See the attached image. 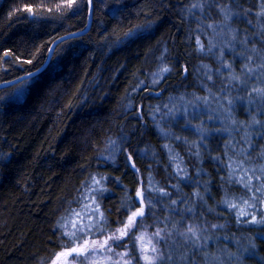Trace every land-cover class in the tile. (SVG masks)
I'll list each match as a JSON object with an SVG mask.
<instances>
[{
	"label": "trees",
	"instance_id": "trees-1",
	"mask_svg": "<svg viewBox=\"0 0 264 264\" xmlns=\"http://www.w3.org/2000/svg\"><path fill=\"white\" fill-rule=\"evenodd\" d=\"M63 2L0 0V57L5 50L10 49L13 53L0 59V83L22 77L26 70L35 71L41 62L47 60L48 49L57 39L87 26L86 11L73 15L75 6L71 10L61 7L57 11V5ZM93 3L95 5L96 0ZM127 3L129 7L119 21L114 20L106 9L97 11L82 37L66 38L55 44L51 54L53 60L60 59L61 52L69 45H78L81 55L58 77H45V86L26 94L18 106L0 107V153L11 156V163L0 167V264H50L53 253L61 251V239L64 244H69L66 237L61 238L63 229L58 228L57 222L62 216H68L71 209L81 211L78 200L85 199L86 204L90 203L85 197L86 191L96 197L110 222L121 218L116 208L122 198L135 199L137 177L131 171L125 176L122 155L117 157L115 165L104 163L100 156L108 155L107 141L109 138L118 140L121 129L129 133L132 148L148 151L147 159L136 160L140 178L145 183L149 165L153 169L154 181L161 186L169 182L164 169L167 168L169 173L172 169L168 167L167 156L161 147L164 143L180 153L189 173L195 175L192 171L195 157L189 158L185 145L160 137L156 123L165 129L171 126L172 131L189 141L198 140L196 135L181 131V127L171 124L166 117L161 119L166 111L162 106L168 103L169 96L179 97L191 92L204 95L198 86L201 73L197 69L203 63L215 70L217 64L213 57L195 52L198 32H193L192 38L187 39L188 30L197 27L180 12L188 0H127ZM26 8H31L32 13ZM149 19L155 21L149 39L119 46L113 44L129 28ZM200 39L206 43L204 36L201 35ZM108 45H113L110 50ZM164 49L168 51L165 53ZM161 55L164 56L163 65L159 59ZM29 59L32 64L23 63ZM226 59L232 58L226 53ZM177 61L188 67L186 80L178 75L181 69ZM164 65L173 71L159 85H151V73ZM236 66L238 70L239 61ZM140 81H144V87H139ZM13 91L9 85L2 87L0 96ZM156 92L160 95H150ZM156 105H161V111L154 121L149 113ZM137 112L143 113V119L136 117ZM235 118L248 120L243 108L235 111ZM223 142L226 141H207L212 156H223ZM153 151L155 158L151 156ZM201 153L202 167L208 173L202 180L210 181L212 185V195L207 197V202L219 213L217 218L205 211V217L213 223L226 224L224 231L217 232L222 238L220 246L227 244L230 251H236L232 241L246 243V237L255 235V232L237 228L233 216L217 207L224 195L218 190L220 177L227 180V175L224 170L217 173V166L205 149L201 148ZM156 159L159 165L155 163ZM93 175L97 179L101 176L110 178L106 183L101 182L108 190L103 198L89 186ZM114 177H119L124 187L112 183ZM170 182L176 183L174 179ZM225 187L230 195L247 197L239 185L226 184ZM181 188L188 196L194 190L183 184ZM199 191L203 193V188ZM157 212L161 217L167 215L161 211L160 205H157ZM145 223L152 225L153 222L147 219ZM117 226L111 224L112 228ZM153 230L147 228L149 234ZM224 236H228L229 241H224ZM257 244L264 249V243L257 240ZM69 261L70 264H81L71 257ZM246 264H255V261Z\"/></svg>",
	"mask_w": 264,
	"mask_h": 264
},
{
	"label": "snow or ice",
	"instance_id": "snow-or-ice-1",
	"mask_svg": "<svg viewBox=\"0 0 264 264\" xmlns=\"http://www.w3.org/2000/svg\"><path fill=\"white\" fill-rule=\"evenodd\" d=\"M73 6V15L86 11L90 22L95 12L105 9L114 20L119 21L129 7L127 0H96L95 5L93 0H80L79 3L77 0H64L57 5V11L61 7L71 10ZM25 10L32 13L31 8ZM180 12L183 18L197 25L196 29L188 30L187 37L191 39L193 32L199 33L195 38V52L200 56L213 57L217 67L213 70L209 64L202 63L197 69L201 73L198 86L204 95L191 92L182 93L179 97L169 96L168 103L162 106L166 111L161 119L166 117L171 124L181 127V131L196 135L198 140L189 141L172 131L171 126L165 129L159 123H156V130L163 139L186 146L189 158L195 157L192 167L195 175L189 173L180 153L172 145L164 143L161 147L167 156L168 167L172 169L171 173L164 169L169 182L161 186L154 181L151 175L153 169L149 165L145 183L140 178L136 160L147 159L148 151L132 148L129 133L121 129L122 135L118 140L109 138L107 141L108 155L100 156L104 163L115 165L117 157L122 155L125 176L131 171L137 177L135 199L122 198L116 208L121 218L110 222L105 212L101 211L96 197L86 191L85 197L90 199V203L86 204L85 199L78 200L81 211L71 209L68 216H62L57 222L58 228L63 229L61 238L66 237L69 244H64L61 239V251L53 253L50 264H70L69 257L81 264H246L247 261L264 264V255L261 254L264 249L257 244V240L264 243V0H188L181 6ZM154 24L151 19L136 24L117 37L113 44L119 46L147 40ZM84 34L85 29L79 33L70 32L68 39ZM201 35L206 43L200 39ZM64 40L61 37V41ZM112 46L108 45L109 50ZM48 51L51 52V49ZM167 51L164 49L165 53ZM226 53L231 60L226 59ZM12 55L10 49L5 50L0 59ZM80 55L78 45H69L61 52L60 59L53 60L50 56L35 71L26 70L25 76L7 82L14 91L0 96V107L18 106L26 94L30 95L45 86V77H58ZM159 59L163 65L164 56ZM23 63L32 64V60ZM177 66L181 69L178 75L186 80L188 67L179 65V61ZM172 71L173 68L167 65L160 67L157 72L151 73V85H159ZM144 86V81H140L139 87ZM150 95L159 96L160 93ZM238 108L245 110L247 121L235 118ZM160 111L161 105L150 111L154 121ZM136 117L143 119V113L137 112ZM217 124L219 127H216ZM132 131L135 132L134 129ZM209 140L226 141L222 143L223 156L211 155L212 149L207 144ZM201 148L208 152L209 159L217 166V173L224 170L227 175V180L220 177L218 190L224 195L217 202V207L233 216L237 228L255 232V235L246 237V243L232 241L236 251H230L227 244L220 246L222 238L217 232L224 231L226 224L213 223L205 217V211L217 218L219 213L207 202V197L212 195V185L210 181L202 180L208 173L202 167ZM151 156L155 158L156 153L153 151ZM10 163L11 156L0 153V167H7ZM155 163L159 165V160L156 159ZM109 179L107 176L97 179L93 175L89 186L103 198L108 190L101 182L106 183ZM173 179L176 183L170 182ZM111 182L124 187L119 177L111 178ZM182 184L194 189L191 196L183 193ZM226 184L239 185L247 197L230 195ZM201 188L203 193L199 191ZM157 205L167 215L159 216ZM147 219L152 220V225L145 223ZM112 223L118 226L112 228ZM148 227L154 229L151 234L147 232ZM94 236L99 238L92 239ZM229 239L228 236L223 237L224 241Z\"/></svg>",
	"mask_w": 264,
	"mask_h": 264
},
{
	"label": "water",
	"instance_id": "water-1",
	"mask_svg": "<svg viewBox=\"0 0 264 264\" xmlns=\"http://www.w3.org/2000/svg\"><path fill=\"white\" fill-rule=\"evenodd\" d=\"M89 23H90V21L88 20V24H87V26L84 28L85 29V32L88 30V27H89ZM80 31H77V32H75V33H79ZM68 36H69V34H67V35H64L63 37L66 39V38H68ZM61 41V38H59V39H57L55 42H54V44L52 45V47L50 48L51 49V52H49V56H48V58L51 56V54H52V51H53V47H54V45L55 44H57L58 42H60ZM48 58H47V60H48ZM25 76V75H24ZM17 79H15V80H12V81H16ZM7 82H10V81H6V82H2V83H0V88H2V87H5V86H8V83Z\"/></svg>",
	"mask_w": 264,
	"mask_h": 264
},
{
	"label": "rangeland",
	"instance_id": "rangeland-1",
	"mask_svg": "<svg viewBox=\"0 0 264 264\" xmlns=\"http://www.w3.org/2000/svg\"><path fill=\"white\" fill-rule=\"evenodd\" d=\"M71 226V225H70Z\"/></svg>",
	"mask_w": 264,
	"mask_h": 264
}]
</instances>
